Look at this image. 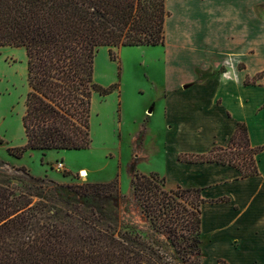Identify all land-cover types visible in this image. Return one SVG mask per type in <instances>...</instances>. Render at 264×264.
<instances>
[{
    "label": "trees",
    "instance_id": "trees-1",
    "mask_svg": "<svg viewBox=\"0 0 264 264\" xmlns=\"http://www.w3.org/2000/svg\"><path fill=\"white\" fill-rule=\"evenodd\" d=\"M169 14L165 0H0V47L25 49L29 87L21 117L26 141L7 146L8 154L19 159L27 150L88 148L92 94L106 96L118 85L94 81L97 51L107 47L117 60L114 47L164 45ZM261 148L250 147L239 122L227 146L178 158L228 164L246 177L257 173ZM126 168L148 227L166 233L175 255L124 228L117 177L59 182L18 167L22 174L0 173V264H201V258L192 261L203 256L200 189H167L163 176L142 173L136 159Z\"/></svg>",
    "mask_w": 264,
    "mask_h": 264
},
{
    "label": "crops",
    "instance_id": "crops-1",
    "mask_svg": "<svg viewBox=\"0 0 264 264\" xmlns=\"http://www.w3.org/2000/svg\"><path fill=\"white\" fill-rule=\"evenodd\" d=\"M259 2L165 0L170 14L164 24L161 47L166 55L159 86L167 129L164 147L171 155L164 170L138 169L157 171L169 184L200 189V232L207 239L202 257L213 264H264V74L245 81L264 70V59L253 72L245 61L254 51L249 23L252 18L254 24L264 23V15L260 20L254 12ZM22 70L27 76V67ZM188 87L193 93H187ZM153 109L144 111L146 119ZM23 113L22 140L14 145L26 141ZM239 122L246 126L250 147H262L255 156L256 174L242 177L228 164L179 160L180 153L227 146ZM147 128L142 126V131Z\"/></svg>",
    "mask_w": 264,
    "mask_h": 264
},
{
    "label": "rangeland",
    "instance_id": "rangeland-1",
    "mask_svg": "<svg viewBox=\"0 0 264 264\" xmlns=\"http://www.w3.org/2000/svg\"><path fill=\"white\" fill-rule=\"evenodd\" d=\"M259 1L254 10L257 19L264 15V0ZM254 22L256 21L252 18L249 23L250 41L254 43V51L245 57L249 72L256 70L264 59V23ZM112 49L117 60L110 59L106 47H100L94 57V81L103 87L113 83L118 85L106 96L97 92L92 94L89 120L91 144L86 149L49 150L44 153L27 150L19 159L10 156L6 151L7 146L20 144L22 140L19 116L25 108V96L29 87L26 75L17 81L0 72V160L5 162L0 166V173L22 174L17 168L24 167L31 174H45L59 182H69L75 175L81 181H108L117 177L124 196V228L139 231L144 238L154 240L167 255H175L166 233H156L148 227L149 221L141 214L133 196L130 174L126 168L128 163L136 159L137 168L140 170H164L171 155V150L164 147L167 129L163 122L162 90L159 86L165 48L156 46ZM24 53L23 47H0V64L15 66L21 70L25 67L26 71ZM103 72L108 74L105 79L101 76ZM246 81L252 82L251 79ZM186 90L187 93H193L194 88L188 87ZM151 107L154 108L153 113L146 119L147 113L144 111ZM144 125L148 128L142 131ZM135 150L139 152L137 156H134ZM57 160L63 161L70 171L69 175H63L68 170L55 168ZM81 168L87 170L88 176L81 175ZM157 171L155 172L158 173ZM158 175L162 177L161 174ZM176 186L178 185L165 181L167 189ZM206 240L202 239V245ZM200 258L201 256H194L192 261ZM172 259L175 261L173 257ZM201 260L204 264H213V260L207 256Z\"/></svg>",
    "mask_w": 264,
    "mask_h": 264
},
{
    "label": "bare ground",
    "instance_id": "bare-ground-1",
    "mask_svg": "<svg viewBox=\"0 0 264 264\" xmlns=\"http://www.w3.org/2000/svg\"><path fill=\"white\" fill-rule=\"evenodd\" d=\"M0 72L4 74H6L8 76V78H15L17 81L20 80V78L23 77V70L15 67V66H9L7 64H0ZM81 175L82 176H88V172L86 169L81 168L80 169Z\"/></svg>",
    "mask_w": 264,
    "mask_h": 264
},
{
    "label": "built area",
    "instance_id": "built-area-1",
    "mask_svg": "<svg viewBox=\"0 0 264 264\" xmlns=\"http://www.w3.org/2000/svg\"><path fill=\"white\" fill-rule=\"evenodd\" d=\"M55 168H56L57 170L64 171V170H65V165H64L63 161H62V160H57V161L55 162Z\"/></svg>",
    "mask_w": 264,
    "mask_h": 264
}]
</instances>
